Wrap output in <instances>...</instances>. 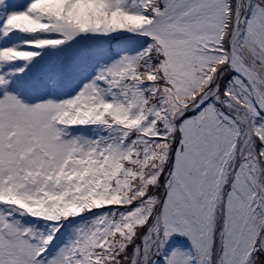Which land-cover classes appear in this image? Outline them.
<instances>
[{
	"label": "snow or ice",
	"instance_id": "6c2138e0",
	"mask_svg": "<svg viewBox=\"0 0 264 264\" xmlns=\"http://www.w3.org/2000/svg\"><path fill=\"white\" fill-rule=\"evenodd\" d=\"M0 264H264V0H0Z\"/></svg>",
	"mask_w": 264,
	"mask_h": 264
}]
</instances>
